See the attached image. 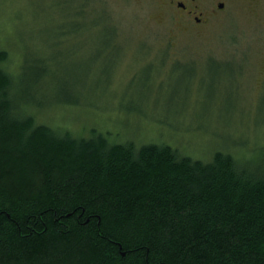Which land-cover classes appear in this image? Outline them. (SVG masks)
I'll use <instances>...</instances> for the list:
<instances>
[{
    "label": "trees",
    "instance_id": "trees-1",
    "mask_svg": "<svg viewBox=\"0 0 264 264\" xmlns=\"http://www.w3.org/2000/svg\"><path fill=\"white\" fill-rule=\"evenodd\" d=\"M46 41L14 71L0 43V264H264V147L203 160L40 123L32 88L72 98L50 69L81 68Z\"/></svg>",
    "mask_w": 264,
    "mask_h": 264
},
{
    "label": "rangeland",
    "instance_id": "rangeland-1",
    "mask_svg": "<svg viewBox=\"0 0 264 264\" xmlns=\"http://www.w3.org/2000/svg\"><path fill=\"white\" fill-rule=\"evenodd\" d=\"M172 13L161 0H0L12 71L24 43L44 57L47 39L58 66L81 67L70 78L50 69L75 84L72 98L42 85L31 97L44 105L25 110L77 136L169 144L203 160L221 149L251 156L264 147V0H235L203 29Z\"/></svg>",
    "mask_w": 264,
    "mask_h": 264
},
{
    "label": "flooded vegetation",
    "instance_id": "flooded-vegetation-1",
    "mask_svg": "<svg viewBox=\"0 0 264 264\" xmlns=\"http://www.w3.org/2000/svg\"><path fill=\"white\" fill-rule=\"evenodd\" d=\"M170 12L176 11L185 28H205L219 18H223L235 0H161Z\"/></svg>",
    "mask_w": 264,
    "mask_h": 264
}]
</instances>
